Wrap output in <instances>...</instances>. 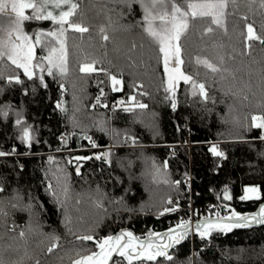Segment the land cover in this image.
<instances>
[{
  "label": "trees",
  "instance_id": "obj_1",
  "mask_svg": "<svg viewBox=\"0 0 264 264\" xmlns=\"http://www.w3.org/2000/svg\"><path fill=\"white\" fill-rule=\"evenodd\" d=\"M72 2L78 7L70 21L87 31L64 25L67 75L56 68L47 74L44 45L57 44L50 36L36 45L34 63L45 71L36 67L32 79L8 59L0 61L3 264H72L96 251L83 236L100 241L131 229L147 237L182 221L220 216L222 210L253 212L264 203V129L252 120L264 116V44L247 39L248 24L264 37L261 0H229L224 28L209 17L189 18L179 41L180 66L192 81L181 82L174 95L166 91L163 56L145 31L141 3ZM188 2L166 0V10L175 3L188 11ZM68 8L57 13L48 5L46 11L58 15ZM12 19L0 13V36ZM24 29L34 41L39 33L60 34L52 20H27ZM197 57L220 71L197 64ZM86 64L95 71H80ZM16 75L22 83L8 81ZM113 76L121 83L114 86ZM193 81L205 85L207 99L198 87L193 95ZM25 128L30 140L22 138ZM213 146L224 156L214 155ZM246 186H257L260 199L242 200ZM171 256L154 264H264V226L203 239L194 234Z\"/></svg>",
  "mask_w": 264,
  "mask_h": 264
},
{
  "label": "snow or ice",
  "instance_id": "obj_2",
  "mask_svg": "<svg viewBox=\"0 0 264 264\" xmlns=\"http://www.w3.org/2000/svg\"><path fill=\"white\" fill-rule=\"evenodd\" d=\"M130 2L141 3L144 7V20L147 22V27L145 31L151 36L159 45V51L164 54V65L165 71L169 72V58L171 57L177 65L182 64L183 60L180 59L181 47L180 39L188 31L189 23L188 20L197 19L198 17L203 19L205 17L211 18L212 24H215L221 28H224L223 17L225 14V9L228 6L229 0H191L187 3L188 11H182L175 3L172 4V10L169 13L166 10V0H130ZM233 4L236 3V0H231ZM51 4L55 8H61L62 4H67L69 6L67 11H60L58 15H54L52 11H46L48 5ZM165 5V10L154 14L153 10L156 6ZM261 5L264 7V0H261ZM78 4L73 3L72 0H0V13L12 17V27L8 32V38L10 46L6 45L2 40H0V61H3L5 56L16 68L22 69L23 74L29 79H32L34 76L33 67H40L41 72L45 71L41 65H33V60L35 59V46L41 43V36H50L53 37L57 44H59V49L52 40H48L44 45L48 48V55L42 57L41 60H47L48 68L47 74L49 76L53 75V68H56L61 76L67 75V51L64 40L61 38L64 35V25L68 24L70 28L78 32H86L87 28L82 27L79 24L72 23L70 17L75 14ZM25 9H32V15H26ZM247 19V17H243ZM52 20L53 22L60 25V34L57 35L56 32L48 33H39L36 36L35 43L32 42L31 37H29L23 31V24L27 20ZM159 20V27H154V21ZM2 30V29H0ZM206 32H212L213 28L208 27ZM226 31V28H225ZM105 40L108 39L107 36L103 37ZM247 39L258 40L261 44H264V37L258 36L255 33V29L252 24L247 25ZM251 47V45H249ZM5 48L7 50H5ZM59 51V62L57 63L54 59L55 54ZM95 62H93L94 64ZM197 64H203L206 68L210 69L212 72L220 71L214 64L210 63L207 59L201 60L199 57L196 58ZM82 72H92L95 71V68L92 65L86 64L80 68ZM178 76L173 77L169 75L168 88L166 91H172L174 95V81L183 79L186 83L192 81V77L184 75L179 71V67L173 69ZM2 78V74H0ZM40 81L43 82V75L39 77ZM114 86L121 83L117 80L116 77H111ZM15 80L16 83H22L19 78V75L8 77V81L11 83ZM47 87V85H44ZM199 88L200 94L207 99V92L205 91L204 84H196L193 81V95L196 94V88ZM115 90V89H114ZM134 99V98H133ZM99 102V101H97ZM123 103V102H121ZM57 107H61L60 104H57ZM139 108H146L145 104H137ZM173 108L176 107L175 103L172 105ZM131 110V109H128ZM7 115V113H4ZM252 120L256 128L264 129V116H253ZM258 121V122H257ZM17 124H20L21 121L17 120ZM23 139L30 140L31 136L29 130L25 128L23 130ZM90 139V138H89ZM264 139V137H261ZM210 151L216 156H224V153L218 151L216 146H213ZM6 153L0 152V156H4ZM100 157H97L99 159ZM77 159H82L77 157ZM179 183V182H177ZM0 191H3L0 188ZM226 198H230L227 197ZM260 190L257 187H249L245 189V194L241 199H259ZM171 203V200H169ZM175 207L166 208L165 212L176 211ZM218 222H211L206 220L203 224L196 225V231L199 236L203 239L209 237L213 231H231L234 227H251L253 223L258 225H264V206L261 207L260 212L255 215L245 216L235 213L233 210L232 215L226 218H219ZM219 219H223L225 222L221 224ZM191 222L182 221L176 226V229H170L167 233L163 234V238L168 240L166 244H156L151 239L155 236L157 240L162 237L159 234L149 233L150 239L148 241H140L139 245L135 244L134 241L137 240L131 232L121 233V235L116 237H107L103 241H98V247L100 248L99 253H92L91 255L82 257L74 262V264H107L108 260L111 259L112 253L116 252L120 256H126L131 264L133 259H146L147 261H155L158 257H164L166 260L171 261L173 257L168 254V249L176 244H179L183 240L188 232L190 231ZM180 229V231H177ZM21 236L24 235L23 232L20 233ZM127 236L128 239L121 243L124 240V237ZM82 240H93L94 238L90 235L80 237ZM112 242V243H110ZM107 246V247H106ZM57 247V244H53L49 247L48 251L51 252ZM135 253V256L133 255ZM0 264H3V261L0 260Z\"/></svg>",
  "mask_w": 264,
  "mask_h": 264
},
{
  "label": "water",
  "instance_id": "obj_3",
  "mask_svg": "<svg viewBox=\"0 0 264 264\" xmlns=\"http://www.w3.org/2000/svg\"><path fill=\"white\" fill-rule=\"evenodd\" d=\"M262 206H264V203H260V204L258 205V207H257L256 209H254L255 211H253V212H248V213H238V212H236L235 210H234V211H235V213H238V214H240V215L251 216V215L258 214V213L260 212V209H261ZM232 212H233V210H232L231 212H229V213H226V215L223 216V217H220V216H219V218H226V217H229V216L232 215ZM206 220H210L211 222L215 223V222H218V216L215 215V216H211V217H208V218L196 219V220H192V221H190V222H191V227H190V231L188 232L187 236H186L183 240H181V242H180L179 244H176V245L170 247V248L168 249V254L171 255V252H172L174 249H176V248L180 247L181 245L185 244V243L187 242V240H189L194 234H198L197 231H196V225H197V224H203ZM219 222H220L221 224H223L225 221H224L223 219H219ZM176 226H177V225H175V226H173V227H170V228H168V229H166V230H163V231L155 232V233H154V234H159V235L162 237L161 239L157 240L155 236L151 237V239H152V240L154 241V243H156V244H166V243H168V240H167L166 238H163V234L167 233L170 229H176ZM263 226H264V225H258V224L253 223L251 227H234V228H232L231 231L221 232V231H218V230H217V231H213L212 233H219V234H224V235H230V234H232V233H234V232H236V231H241V230L249 229V228H260V227H263ZM177 231H180V229H177ZM127 232H131V233L133 234V236L137 238V240L134 241V243L137 244V245H139V242H140V241H148V240L150 239L149 236H147V237H140V236H138V235H137L133 230H131V229H120V230H118L116 233H114L113 235L108 236V237H116V236L121 235V233H127ZM212 233H211V234H212ZM210 236H211V235H210ZM210 236H209V237H210ZM209 237H206V238H209ZM104 239H106V238H103V239H101L100 241H103ZM127 239H128V237L125 236V237H124V240H122L121 243H123V242L126 241ZM86 241L93 242V243L96 245V251L93 252V253H99V252H100V248L98 247V244H97L98 240L93 239V240H86ZM110 243H112V242H110ZM106 247H107V246H106ZM91 254H92V253H91ZM91 254H89V255H91ZM133 255L135 256V253H133ZM87 256H88V255H87ZM80 259H81V258H80ZM116 259H123V260L125 261L126 264H129V261H128V259L126 258V256H120V255H118L116 252H113V253H112L111 259L108 260L107 264H112V263L114 262V260H116ZM159 260H166V259H165L164 257H158L155 261H147L146 259H143V258H141V259H133V260L131 261V264H137V263L154 264V263L158 262ZM74 262H75V261H74ZM74 262H73L72 264H74Z\"/></svg>",
  "mask_w": 264,
  "mask_h": 264
},
{
  "label": "rangeland",
  "instance_id": "obj_4",
  "mask_svg": "<svg viewBox=\"0 0 264 264\" xmlns=\"http://www.w3.org/2000/svg\"><path fill=\"white\" fill-rule=\"evenodd\" d=\"M49 6L50 7H52V9L55 11V12H57L58 13V11L61 9V8H65L66 6H67V4H62L61 5V8H55L54 6H52L51 4H49ZM27 10H29V9H25V14H26V12H27ZM145 13V12H144ZM153 13L154 14H157L158 12H155V10H153ZM25 23V22H24ZM159 25H160V21L159 20H156V21H154V27H159ZM10 29L11 28H7V30L4 32V34L2 35V36H0V40H2L6 45H9L10 46V42H9V38H8V32L10 31ZM23 31L26 33V31H25V29H24V24H23ZM29 37H31V39H32V42L33 43H35V41H34V39L32 38V35L31 34H29V33H26ZM42 38H46L45 36H42ZM56 47H57V49H59V44H56ZM5 50H7L6 48H5ZM34 52H35V57L37 56V54H36V46H35V49H34ZM59 55H60V53H59V51L55 54V56H54V59L56 60V62L58 63L59 62ZM162 56H163V64H164V54L162 53ZM5 58L7 59V57L5 56ZM180 59H181V54H180ZM35 60H36V58L33 60V65L35 66L36 64L34 63L35 62ZM11 62V61H10ZM45 62V61H44ZM46 64H48V62H46ZM180 65H182V64H179V65H177L176 63H175V61L170 57L169 58V65H168V67H169V72H166L165 71V65H164V71H165V74H166V78L169 80V75L171 74L173 77H176V76H178V73H176L175 71H173V69H175L176 67H179V71L180 72H182V70H181V66ZM35 68L36 67H33V71L35 70ZM183 73V72H182ZM168 80H167V85H168ZM181 82H185L183 79H179V80H177V81H174V91H175V89L178 87V85L181 83ZM114 85V84H113ZM116 86V85H115ZM169 86V85H168ZM249 187H257V186H246L244 189H243V195L245 194V189L246 188H249ZM258 188V187H257ZM242 195V196H243ZM226 196L227 197H230V195H229V193H226L225 195H224V197H223V199H224V201L226 202L227 200H229V198H226ZM260 199V198H259ZM242 200H244V199H242ZM248 200H258V199H248ZM188 221H192V219H190V220H188ZM187 222V221H186ZM180 224V223H179Z\"/></svg>",
  "mask_w": 264,
  "mask_h": 264
},
{
  "label": "built area",
  "instance_id": "obj_5",
  "mask_svg": "<svg viewBox=\"0 0 264 264\" xmlns=\"http://www.w3.org/2000/svg\"><path fill=\"white\" fill-rule=\"evenodd\" d=\"M262 137H264V132H263ZM261 140L264 142V139H261ZM130 145H131V146L133 145V142H132V141H130ZM187 184H188V185L190 184L189 180H187ZM225 215H226V213H225L223 210L220 211V217H223V216H225ZM137 264H147V263H137Z\"/></svg>",
  "mask_w": 264,
  "mask_h": 264
}]
</instances>
